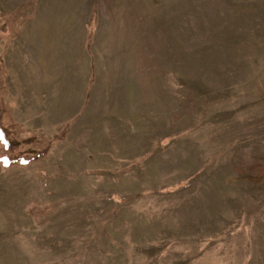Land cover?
<instances>
[{
	"label": "rangeland",
	"instance_id": "obj_1",
	"mask_svg": "<svg viewBox=\"0 0 264 264\" xmlns=\"http://www.w3.org/2000/svg\"><path fill=\"white\" fill-rule=\"evenodd\" d=\"M0 118V264H264V0H0Z\"/></svg>",
	"mask_w": 264,
	"mask_h": 264
},
{
	"label": "trees",
	"instance_id": "obj_2",
	"mask_svg": "<svg viewBox=\"0 0 264 264\" xmlns=\"http://www.w3.org/2000/svg\"><path fill=\"white\" fill-rule=\"evenodd\" d=\"M9 123L11 126L13 125L10 120ZM9 127L10 126L5 124V122L0 118V145L4 150L3 154L0 155V160L4 164L18 163L25 165L43 154V151L35 150L32 146L31 148H27L25 151L18 150L16 147H18L19 144H32L34 137L17 140ZM167 190H174V187H170Z\"/></svg>",
	"mask_w": 264,
	"mask_h": 264
}]
</instances>
